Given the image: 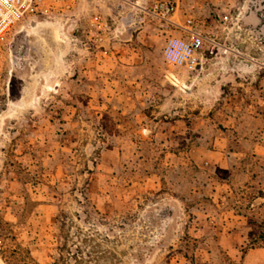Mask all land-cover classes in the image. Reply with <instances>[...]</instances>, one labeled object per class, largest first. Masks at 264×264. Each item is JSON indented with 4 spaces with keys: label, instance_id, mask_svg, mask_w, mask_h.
I'll return each instance as SVG.
<instances>
[{
    "label": "rangeland",
    "instance_id": "1",
    "mask_svg": "<svg viewBox=\"0 0 264 264\" xmlns=\"http://www.w3.org/2000/svg\"><path fill=\"white\" fill-rule=\"evenodd\" d=\"M186 18L192 72L162 57ZM0 264H264V0L54 1L8 31Z\"/></svg>",
    "mask_w": 264,
    "mask_h": 264
},
{
    "label": "built area",
    "instance_id": "2",
    "mask_svg": "<svg viewBox=\"0 0 264 264\" xmlns=\"http://www.w3.org/2000/svg\"><path fill=\"white\" fill-rule=\"evenodd\" d=\"M54 1L69 7L75 0H0V39L28 16L43 13L46 5ZM154 8L161 9L166 21L171 20L169 12L172 8L167 4L155 3ZM173 23L182 30V33L177 36L171 35L166 39L162 48V57L170 66L182 67L189 72L195 71L201 66L200 49L204 37L200 32L191 29L190 18H186L183 23L174 21Z\"/></svg>",
    "mask_w": 264,
    "mask_h": 264
},
{
    "label": "crops",
    "instance_id": "3",
    "mask_svg": "<svg viewBox=\"0 0 264 264\" xmlns=\"http://www.w3.org/2000/svg\"><path fill=\"white\" fill-rule=\"evenodd\" d=\"M246 257L243 258V260H245Z\"/></svg>",
    "mask_w": 264,
    "mask_h": 264
}]
</instances>
